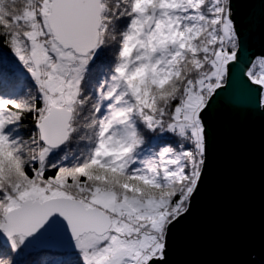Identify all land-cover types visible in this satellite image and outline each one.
Listing matches in <instances>:
<instances>
[{
    "label": "snow or ice",
    "instance_id": "obj_1",
    "mask_svg": "<svg viewBox=\"0 0 264 264\" xmlns=\"http://www.w3.org/2000/svg\"><path fill=\"white\" fill-rule=\"evenodd\" d=\"M233 0H0V264H168L234 81Z\"/></svg>",
    "mask_w": 264,
    "mask_h": 264
},
{
    "label": "water",
    "instance_id": "obj_2",
    "mask_svg": "<svg viewBox=\"0 0 264 264\" xmlns=\"http://www.w3.org/2000/svg\"><path fill=\"white\" fill-rule=\"evenodd\" d=\"M243 57L264 54V0H233ZM207 167L168 264H264V109L235 81L210 119Z\"/></svg>",
    "mask_w": 264,
    "mask_h": 264
},
{
    "label": "trees",
    "instance_id": "obj_3",
    "mask_svg": "<svg viewBox=\"0 0 264 264\" xmlns=\"http://www.w3.org/2000/svg\"><path fill=\"white\" fill-rule=\"evenodd\" d=\"M63 253L58 249H48V250H35L32 253L23 256L21 259L23 261H30L33 264H39L40 261H51L62 259Z\"/></svg>",
    "mask_w": 264,
    "mask_h": 264
},
{
    "label": "rangeland",
    "instance_id": "obj_4",
    "mask_svg": "<svg viewBox=\"0 0 264 264\" xmlns=\"http://www.w3.org/2000/svg\"><path fill=\"white\" fill-rule=\"evenodd\" d=\"M59 250V249H58Z\"/></svg>",
    "mask_w": 264,
    "mask_h": 264
}]
</instances>
